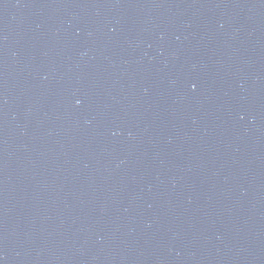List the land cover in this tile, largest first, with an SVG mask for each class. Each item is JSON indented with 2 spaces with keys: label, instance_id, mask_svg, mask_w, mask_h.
Instances as JSON below:
<instances>
[{
  "label": "water",
  "instance_id": "1",
  "mask_svg": "<svg viewBox=\"0 0 264 264\" xmlns=\"http://www.w3.org/2000/svg\"><path fill=\"white\" fill-rule=\"evenodd\" d=\"M0 264H264V0H0Z\"/></svg>",
  "mask_w": 264,
  "mask_h": 264
}]
</instances>
